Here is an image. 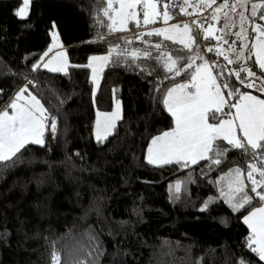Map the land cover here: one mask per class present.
<instances>
[{"label":"trees","instance_id":"trees-1","mask_svg":"<svg viewBox=\"0 0 264 264\" xmlns=\"http://www.w3.org/2000/svg\"><path fill=\"white\" fill-rule=\"evenodd\" d=\"M20 5L21 0H0V108L27 86L25 93L37 96L56 118L57 131L46 147L28 145L22 163L4 167L0 162V231L6 233L0 239V264H51L53 252L59 264H239L242 259L264 264L247 246L251 234L242 219L262 202L255 198L237 211L218 194V177L236 167L246 172L248 156L230 150L221 165L211 167L210 160L187 167L146 162L150 140L173 127L163 94L184 81L170 79L162 63L142 55L132 61L130 53L137 49L155 56L157 42L181 47L162 36L137 39L160 22L147 27L129 22L128 30L109 33L99 0H30L24 18L14 14ZM207 8L187 7L191 15L180 13L169 21L200 20ZM53 24L69 61L67 72L33 71L32 64L51 48ZM214 42L198 41L204 48ZM116 44L127 51L119 63L114 56L104 65L94 104L89 68L72 65H86L91 55L107 54ZM206 54L227 75L231 68L223 57ZM254 70L264 75L258 66ZM230 79L241 92L264 98L234 75ZM117 100L121 119L107 139L92 142L95 112L109 111ZM34 159L52 167L28 163ZM34 173H50L40 193L29 183ZM170 181H179V190L170 193Z\"/></svg>","mask_w":264,"mask_h":264},{"label":"snow or ice","instance_id":"snow-or-ice-1","mask_svg":"<svg viewBox=\"0 0 264 264\" xmlns=\"http://www.w3.org/2000/svg\"><path fill=\"white\" fill-rule=\"evenodd\" d=\"M99 3L103 5L100 9L103 16L110 21L107 28L109 33H112L128 30L129 22H135L136 27H141V14L144 26L155 24L158 18H162L167 24L180 13L191 15L187 12V7L191 6L199 11L201 6L211 7L216 0H99ZM249 3H251V16H258L260 20H264V0H260L259 3H252L251 0H235L234 3H230L229 0H224L223 4L214 9L210 17L193 19L190 23H183L182 27L173 24L170 27L154 28L137 36V39H143L145 35L162 36L164 40L172 41L173 44H179L181 47L169 49L162 42H157L153 46L157 52L155 56L148 49L133 50L130 56L133 62L142 55L158 64L162 63L167 73L171 74L170 79L181 77L184 80L182 83H175L163 94L162 103L173 118V127L151 139L147 148L148 164L175 163L187 167L189 164L195 165L200 161L210 160L209 167H211L212 164L221 165L230 150H240L243 155L250 158L251 162L247 164L246 172L236 167L221 177V181L226 182L227 187V191L221 189V195L237 211L245 208L246 205L251 206L255 198L262 202L261 206L253 207L244 217V223L252 230L247 246L259 256L261 261H264V99L246 91L241 92L230 79L234 75L236 81L245 88H254L264 93V75H257L254 70V66H258L260 72L264 74V25L256 24L255 20H250L245 16L244 11H241L239 12L240 30L234 33L228 31L236 27L237 23L231 13L236 12L238 7L246 10ZM29 4L30 0H22L21 6L14 14L24 18ZM114 4H118L119 7L114 8ZM158 4L162 11H158ZM177 8L179 12L175 11ZM225 8L229 11L223 12L221 17L220 14ZM213 21L220 24V28H217ZM246 25L252 26V31L256 33L255 37L250 35ZM55 27L53 24L51 35L54 41L58 38ZM232 35L236 37V41L230 42L228 37ZM213 39L215 45L209 43L201 51L202 46L198 41ZM252 40L255 42H250ZM124 43L127 45L131 41L125 39ZM223 45H227V49ZM51 50L49 48L37 63L32 64L33 71L39 70L40 62ZM126 51V48L121 49L120 45L116 44L108 49L106 55L91 56L86 65H72V67L91 69L92 82L96 88H99L98 67L95 62H99V71H102L104 65L114 56L116 59L113 62L119 63ZM212 52L235 67L228 69L225 75L223 65L213 62L210 66L209 61L205 59V53ZM196 60H201L203 63L196 65ZM55 61L58 62L54 63ZM249 61L252 62L251 65ZM194 65H196L194 71H189ZM68 66L64 52L57 53L51 60L43 63V67L50 72L66 73ZM214 67L220 69L215 75ZM145 70L141 68V71ZM242 73L245 75L242 76ZM31 83L32 81H29V84ZM222 90H227V97H234L236 102H230ZM27 91L28 88L25 86L16 93L15 97L10 98L7 105L0 108V162H5L4 167L22 163L21 157L28 151V145L46 147L45 132L50 131L55 136L57 131L56 118L51 116L37 96L29 93L26 97L24 93ZM20 101L24 102L20 103ZM95 102L94 91L93 103ZM120 109L121 105L117 100L114 111H96L93 133L97 142L107 139L111 134L115 122L121 119ZM232 109H235L234 113ZM237 129L241 133L239 136ZM28 163L52 167L49 161L43 159H34ZM49 179L50 173H34L29 183L34 182L37 192L40 193ZM245 180L249 183L246 184ZM250 193H254L255 196ZM211 202V199L205 202L201 211L206 210ZM42 207L44 205H37L38 209ZM5 235V232L0 231V239ZM59 262L60 256L53 252L51 264H59ZM239 264H248V262L242 259Z\"/></svg>","mask_w":264,"mask_h":264},{"label":"rangeland","instance_id":"rangeland-1","mask_svg":"<svg viewBox=\"0 0 264 264\" xmlns=\"http://www.w3.org/2000/svg\"><path fill=\"white\" fill-rule=\"evenodd\" d=\"M229 2L230 3H234L235 2V0H229ZM251 2L252 3H259L260 2V0H251ZM224 3V0H219L218 2L216 1V3L215 4H213L211 7H208L207 8V14L204 16V17H210L211 16V14H212V12L214 11V9L216 8V7H218L219 5H221V4H223ZM21 4H22V0H21ZM21 6V5H20ZM19 6V7H20ZM114 6V8H118L119 7V5L118 4H114L113 5ZM194 8V7H193ZM28 11V10H27ZM158 11H162V8L158 5ZM227 11H229L227 8H225V9H223V11H222V13L220 14L221 15V17H223V12H227ZM241 11H244V14H245V16H248L249 18H250V20H255V23L256 24H261V25H264V20H260L259 18H258V16L257 17H252L251 16V3H249L248 5H247V9L245 10V9H241V8H237L236 9V12H234V13H231V15H232V18L237 22L236 23V27H233V28H230L228 31H230V32H237V31H239L240 30V25H239V19H240V17H239V12H241ZM106 18V24H108V23H110V21L107 19V17H105ZM203 18V17H202ZM201 18V19H202ZM200 19V20H201ZM140 20H141V22H143V20H142V14H141V16H140ZM157 21L158 22H160V24H163V25H161V26H158L157 28H159V27H170L171 25H173V24H177V23H173V24H170V25H168V24H165L164 23V21L162 20V18H158L157 19ZM185 22H189V21H181V22H179L178 24L179 25H181V27H182V25H183V23H185ZM190 23V22H189ZM221 23H222V20H221ZM213 24H215V26L217 27V28H220V24H216V22L215 21H213ZM159 25V24H158ZM247 27H248V30H249V32L251 31V36H253V37H255V35H256V33H254L253 31H252V26L251 25H246ZM55 30V29H54ZM109 30V29H108ZM52 31L53 30H51V33H52ZM56 31V30H55ZM218 35L219 34H221V33H217ZM51 38H53L52 37V35H51ZM228 39H229V41L231 42V41H236V37L234 36V35H232V36H229L228 37ZM53 40V39H52ZM250 42H255L254 40H252V41H250ZM215 43L216 42H214V45H215ZM237 44H239V42L237 41ZM223 47L225 48V49H227V45H223ZM254 59H255V57H253ZM226 62V64H228L227 63V61H225ZM229 66H230V68H234L235 67V65H230V64H228ZM225 97L227 98V96H226V94H225ZM262 99H264L263 97H261ZM228 99V98H227ZM227 173H229V172H227ZM227 173H225V175L227 174ZM225 175H221V176H219L218 177V194H219V197H223L222 195H221V189L222 188H224L225 189V191H227V187H226V182H224V181H221V177H223V176H225ZM177 185H179V188H180V182L179 181H170L169 183H168V186H167V188H168V191L171 193L172 191H174V190H179V189H177Z\"/></svg>","mask_w":264,"mask_h":264},{"label":"crops","instance_id":"crops-1","mask_svg":"<svg viewBox=\"0 0 264 264\" xmlns=\"http://www.w3.org/2000/svg\"><path fill=\"white\" fill-rule=\"evenodd\" d=\"M196 19V18H195ZM191 20H193V19H190V18H187L185 21H189V22H191ZM173 23H179V21L177 22H171V21H168L167 22V24L168 25H170V24H173ZM161 25H163V24H159L158 26H161ZM147 26H149V25H147ZM146 26V27H147ZM53 38H51V51L48 53V55L44 58V60L42 61V62H40L41 63V68H43V69H46V68H44L43 67V63H46L48 60H51L53 57H55L56 56V54L57 53H59V52H64L65 53V49H64V47L63 46H54V45H61V43H60V41H59V39L57 38V40H52ZM212 45H214V44H212ZM204 50V47H201V51H203ZM66 54V53H65ZM103 55H106V54H94V55H91V56H103ZM90 56V57H91ZM66 58H67V56H66ZM205 59L206 60H208L209 61V64H210V66L212 65V60H211V58L209 57V56H207V54L205 53ZM67 61H68V59H67ZM58 61H55L54 63H57ZM87 63H88V61H87ZM96 63V65H97V67H98V82H99V80H100V75H101V71H99V62H95ZM203 63V61H201V62H199L197 65H199V64H202ZM68 65H69V61H68ZM90 70V79H91V82H92V70L91 69H89ZM217 72H216V70H215V67L213 68V74L215 75ZM184 82V81H183ZM219 82V81H218ZM179 83H182V82H179ZM174 85H172L171 87H173ZM171 87H169V88H171ZM23 87H20L16 92H15V94H14V96L13 97H15V95H16V93H18L21 89H22ZM96 90H97V88L95 87V84L92 82V93L95 91L96 92ZM223 91V94L225 95V93H224V90H222ZM248 93H250V94H252V95H256V94H254V93H251V92H248ZM24 95L27 97V96H29V95H27L26 93H24ZM256 96H258V95H256ZM258 97H260V96H258ZM261 98V97H260ZM24 101H20V103H23ZM115 103H116V101L113 103V106H112V108L109 110V111H101V112H112V111H114L115 110ZM9 111H11L10 109H9ZM100 111V110H99ZM232 112L234 113L235 112V109H232ZM120 114H121V109H120ZM95 119H96V112H95ZM173 119V118H172ZM94 122H95V120H94ZM94 122H93V124H92V126H91V128L89 129V137H90V139H91V141L92 142H95L96 141V139L94 138V133H93V126H94ZM116 123V122H115ZM168 130H170V129H168ZM168 130H164V131H168ZM164 131H162V132H164ZM111 132H112V130H111ZM162 132H160L159 134H157V135H155V136H158V135H160ZM237 135L239 136V135H241V133L239 132V129H237ZM53 133L52 132H50V131H46L45 132V137H46V141H48V142H52V140H53ZM150 142H151V140H150ZM150 142L148 143V145H147V148H148V146H149V144H150ZM147 148H146V151H145V159H146V157H147ZM261 206V205H260ZM250 211H252V210H250ZM249 211V212H250ZM249 212L248 213H246L244 216H243V222H244V217L245 216H247L248 214H249ZM246 225V224H245ZM247 226V228L249 229V231H250V234L252 235V230L248 227V225H246ZM255 246V245H254Z\"/></svg>","mask_w":264,"mask_h":264},{"label":"built area","instance_id":"built-area-1","mask_svg":"<svg viewBox=\"0 0 264 264\" xmlns=\"http://www.w3.org/2000/svg\"><path fill=\"white\" fill-rule=\"evenodd\" d=\"M159 5V4H158ZM160 6V5H159ZM138 9H139V6H138Z\"/></svg>","mask_w":264,"mask_h":264}]
</instances>
